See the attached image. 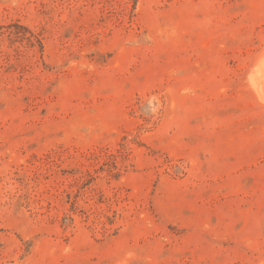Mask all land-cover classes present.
Listing matches in <instances>:
<instances>
[{"label": "rangeland", "instance_id": "obj_1", "mask_svg": "<svg viewBox=\"0 0 264 264\" xmlns=\"http://www.w3.org/2000/svg\"><path fill=\"white\" fill-rule=\"evenodd\" d=\"M0 264H264V0H0Z\"/></svg>", "mask_w": 264, "mask_h": 264}, {"label": "trees", "instance_id": "obj_2", "mask_svg": "<svg viewBox=\"0 0 264 264\" xmlns=\"http://www.w3.org/2000/svg\"><path fill=\"white\" fill-rule=\"evenodd\" d=\"M25 35V34H24ZM26 36V35H25Z\"/></svg>", "mask_w": 264, "mask_h": 264}]
</instances>
